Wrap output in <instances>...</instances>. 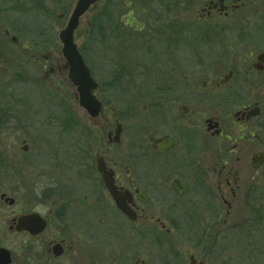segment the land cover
Listing matches in <instances>:
<instances>
[{
    "label": "flooded vegetation",
    "instance_id": "af4514ba",
    "mask_svg": "<svg viewBox=\"0 0 264 264\" xmlns=\"http://www.w3.org/2000/svg\"><path fill=\"white\" fill-rule=\"evenodd\" d=\"M77 1L0 0V264H212V238L226 264L244 234L259 251L264 0L91 5L74 42L96 115L60 37ZM50 7L58 37L8 17Z\"/></svg>",
    "mask_w": 264,
    "mask_h": 264
},
{
    "label": "rangeland",
    "instance_id": "374dc122",
    "mask_svg": "<svg viewBox=\"0 0 264 264\" xmlns=\"http://www.w3.org/2000/svg\"><path fill=\"white\" fill-rule=\"evenodd\" d=\"M73 8L74 7H72L68 12H66L67 18L72 13ZM47 9H52V8L50 7ZM59 12H61V10H57V11L53 10V12H51V14L53 13V16L49 17L47 13L45 11L43 12L42 10L41 11L33 10L30 12L20 11L19 13L13 14L14 16H12L11 14H8V17L13 18L17 22H19V25L22 27H28L33 22L36 23L35 24L36 28L41 27V29L39 28L37 30L34 29L35 30L33 31L34 33L31 32V29H32L31 27L29 28L30 30L27 28L29 30V34L28 32L25 33L26 30H24L25 31L24 33L26 36L35 35L36 37H39L41 35H44L43 33L45 32L46 36L54 35L55 37H58L59 31L62 29V21L61 22L59 21L58 24L56 25V22L58 21ZM87 19L88 18L86 17L82 19L81 21V29L78 31V38H80L81 36L80 34L84 32ZM23 22H26V23L24 24ZM43 22L47 23L50 26L51 25L54 26L55 24L56 27H53V29L47 30V28H42V26H44ZM40 32H43V33H40ZM244 226L245 228L250 229L249 222H244ZM212 242L215 248V253L213 254L214 259H213L212 264H219L220 242L217 241L216 238H212ZM252 242L253 241L251 237L247 236V234H244V236L238 242L237 240L235 241L234 238L233 239L230 238L229 247L225 253L226 264H264V242L262 241L259 242V246H260L259 251H257L256 247H252ZM196 254L198 253L196 252ZM181 255L184 257L183 261L185 262V264H189L188 252L186 251L183 253L181 252ZM200 255L203 256V254H200ZM215 256H216V259H215Z\"/></svg>",
    "mask_w": 264,
    "mask_h": 264
},
{
    "label": "water",
    "instance_id": "95a60500",
    "mask_svg": "<svg viewBox=\"0 0 264 264\" xmlns=\"http://www.w3.org/2000/svg\"><path fill=\"white\" fill-rule=\"evenodd\" d=\"M98 1L99 0H78L68 25L60 33L61 40L64 44V54L72 63L73 67L71 78L77 85H79V90L82 95V103L91 115H96L99 110V103L97 101L95 102L93 99L94 97L91 95V91L96 86V83L91 77L89 69L84 64L83 58L77 50V46L74 42V32L79 25L80 18L88 11L91 5ZM106 181L109 189L113 192V195L117 197L114 193V188L111 186L107 178Z\"/></svg>",
    "mask_w": 264,
    "mask_h": 264
}]
</instances>
